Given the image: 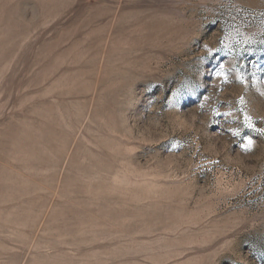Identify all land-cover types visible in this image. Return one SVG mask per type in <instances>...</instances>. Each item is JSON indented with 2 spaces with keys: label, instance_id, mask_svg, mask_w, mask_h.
<instances>
[{
  "label": "rangeland",
  "instance_id": "374dc122",
  "mask_svg": "<svg viewBox=\"0 0 264 264\" xmlns=\"http://www.w3.org/2000/svg\"><path fill=\"white\" fill-rule=\"evenodd\" d=\"M0 264H264V0H0Z\"/></svg>",
  "mask_w": 264,
  "mask_h": 264
},
{
  "label": "snow or ice",
  "instance_id": "6c2138e0",
  "mask_svg": "<svg viewBox=\"0 0 264 264\" xmlns=\"http://www.w3.org/2000/svg\"><path fill=\"white\" fill-rule=\"evenodd\" d=\"M251 144V141H249V145Z\"/></svg>",
  "mask_w": 264,
  "mask_h": 264
}]
</instances>
